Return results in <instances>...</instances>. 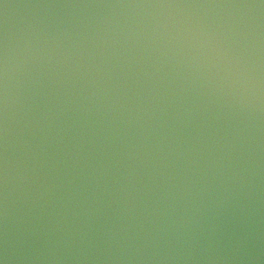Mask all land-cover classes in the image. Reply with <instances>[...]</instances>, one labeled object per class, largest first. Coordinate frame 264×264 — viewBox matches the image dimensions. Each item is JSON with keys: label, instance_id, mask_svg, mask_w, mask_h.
Returning <instances> with one entry per match:
<instances>
[{"label": "clouds", "instance_id": "clouds-1", "mask_svg": "<svg viewBox=\"0 0 264 264\" xmlns=\"http://www.w3.org/2000/svg\"><path fill=\"white\" fill-rule=\"evenodd\" d=\"M70 7L139 11L79 32L42 24L20 52L7 34L0 41V264L20 252L28 264L194 258L251 178L264 0ZM204 95L247 118V141L238 127L188 131Z\"/></svg>", "mask_w": 264, "mask_h": 264}, {"label": "water", "instance_id": "water-1", "mask_svg": "<svg viewBox=\"0 0 264 264\" xmlns=\"http://www.w3.org/2000/svg\"><path fill=\"white\" fill-rule=\"evenodd\" d=\"M202 2H249V0H0V41L7 34L20 52L28 33L42 24L49 29L69 27L71 31L79 32L86 30L82 28V25H90L99 17L107 16L109 13H124L128 16L139 11L105 7H70L72 5ZM26 87V81L21 80L19 102L16 105L15 128L18 136H23L25 131L23 105L27 95ZM185 97L189 101L195 99L191 93H186ZM196 102L202 104L205 111L192 121L188 131L201 126L202 122L213 124L214 129L221 135L238 127L247 141V118L243 114L230 110L223 99L217 100L204 95ZM68 115L71 116L72 113ZM251 145V178L249 180L248 173H245L246 179L244 186L240 189L239 197L229 211L222 232L212 239L209 249L202 251L197 246L190 254L194 258L179 261H153L152 264H264V116L259 118L253 130ZM244 157H248L247 151L244 152ZM18 209V215H22V203H18ZM19 256L15 264H28L23 259V252H20ZM32 264H53V262L40 259L33 261ZM63 264H114V262L104 259L88 262L67 259L63 261ZM124 264H141V262L132 261L124 262Z\"/></svg>", "mask_w": 264, "mask_h": 264}]
</instances>
